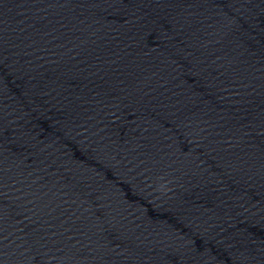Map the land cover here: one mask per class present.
Wrapping results in <instances>:
<instances>
[{"label": "water", "instance_id": "obj_1", "mask_svg": "<svg viewBox=\"0 0 264 264\" xmlns=\"http://www.w3.org/2000/svg\"><path fill=\"white\" fill-rule=\"evenodd\" d=\"M0 264H264V0H0Z\"/></svg>", "mask_w": 264, "mask_h": 264}]
</instances>
